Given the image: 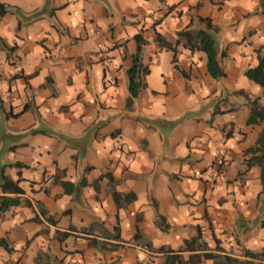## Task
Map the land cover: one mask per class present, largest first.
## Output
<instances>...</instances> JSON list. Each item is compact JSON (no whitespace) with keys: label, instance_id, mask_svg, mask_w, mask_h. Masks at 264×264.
Masks as SVG:
<instances>
[{"label":"crops","instance_id":"crops-1","mask_svg":"<svg viewBox=\"0 0 264 264\" xmlns=\"http://www.w3.org/2000/svg\"><path fill=\"white\" fill-rule=\"evenodd\" d=\"M220 1L0 0V168L21 190L0 188L21 201L0 212V264H164L159 248L198 230L214 253L264 251L261 169L246 152L264 122L247 123L245 96L264 106L245 76L264 55V0ZM200 18L224 77L204 52L179 46L175 63L156 40L174 45Z\"/></svg>","mask_w":264,"mask_h":264},{"label":"trees","instance_id":"trees-1","mask_svg":"<svg viewBox=\"0 0 264 264\" xmlns=\"http://www.w3.org/2000/svg\"><path fill=\"white\" fill-rule=\"evenodd\" d=\"M212 1V0H211ZM221 0L220 2H222ZM8 12V9L3 3H0V16L5 15ZM201 22H204L206 25L205 29H186L178 32L177 39L172 43L168 42L164 37L157 34L156 40L161 47H164L168 50H172L174 52V62L176 63V55L178 52V47L181 46L190 51H201L204 52L207 57V70L209 74L214 78H221L225 76L224 71L218 64L217 60V49L215 42L209 33V29L212 28L210 20L208 18H200ZM135 39L137 41V52L133 56L132 66L128 69L129 74V91L131 97L137 95L138 90L143 86L139 76L140 73L144 70L141 69L140 66V58L139 52L142 44H144L145 40L142 38L140 34L135 35ZM224 53H221L223 56ZM245 76L260 85L264 89V55L258 54V64L255 67L248 68L245 71ZM243 94V92H241ZM246 96L247 103L249 105V117L247 119V123H257L264 122V106L260 103L258 98L249 99ZM247 153L253 154L249 158V166L252 163L258 164L261 169V181L264 186V129L260 132L257 143L254 147H250L246 151ZM65 191L70 189L71 183L66 181L59 182ZM19 180H13L7 175L4 174L3 167L0 168V188L3 193L8 194H16L20 193ZM264 188V187H263ZM113 197L117 204H120V201H130L133 199V196L129 193L120 194L118 192H113ZM20 198L17 196H8L3 195L0 196V212H4L11 206L18 205L20 203ZM157 223L163 229L167 228V225L164 223V217L158 215ZM118 229V227H116ZM65 236L68 235L63 233ZM118 237V236H117ZM0 245L5 249H8L5 242L0 239ZM147 247L149 246L146 244ZM145 245V246H146ZM192 250L195 251L194 254L190 256L193 264L199 263L203 259L213 260L215 264H261L264 261V251L254 253L248 250L242 252L243 259H240L236 256L223 255L220 253H214L208 247L207 243L202 239L201 232L198 230L197 235L192 238L189 244L182 249L173 250L169 247H160L159 251L165 252V263L164 264H175L176 262H183L182 256L179 252ZM186 264H189L188 261H184Z\"/></svg>","mask_w":264,"mask_h":264},{"label":"built area","instance_id":"built-area-1","mask_svg":"<svg viewBox=\"0 0 264 264\" xmlns=\"http://www.w3.org/2000/svg\"><path fill=\"white\" fill-rule=\"evenodd\" d=\"M219 164L221 163V162H218Z\"/></svg>","mask_w":264,"mask_h":264}]
</instances>
